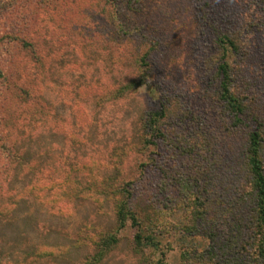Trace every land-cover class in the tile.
<instances>
[{"label": "rangeland", "instance_id": "obj_1", "mask_svg": "<svg viewBox=\"0 0 264 264\" xmlns=\"http://www.w3.org/2000/svg\"><path fill=\"white\" fill-rule=\"evenodd\" d=\"M217 32L240 39L238 126L219 99ZM162 104L164 138L144 144ZM254 128L264 164V0H0V264H82L104 233L116 242L97 264H191L209 240L185 232L178 181L207 171L211 196L242 191ZM120 182L154 246L117 229L104 191Z\"/></svg>", "mask_w": 264, "mask_h": 264}, {"label": "trees", "instance_id": "obj_2", "mask_svg": "<svg viewBox=\"0 0 264 264\" xmlns=\"http://www.w3.org/2000/svg\"><path fill=\"white\" fill-rule=\"evenodd\" d=\"M238 37L235 33L217 32L214 41L217 52L219 99L233 114L236 126L242 121L244 104L232 91L233 75L229 58L239 50ZM147 55L146 52L139 57L141 63L146 61ZM167 116V105L164 104L151 114L147 120L149 136L148 139H144V144H154V139L164 138L163 120ZM188 140L190 146H195L191 138ZM245 145L242 167L247 173L245 183L247 188L244 187L242 191L228 195L229 190L222 189L221 194L211 196V190L202 185L210 182V179L208 181L202 174L207 171L195 172L190 169L186 177L178 181V187L182 192L186 190L188 195L190 194L191 205H187L190 223L183 226L185 232L209 240L203 251L191 250L193 255L189 253L185 256L186 261L191 264H264V164L261 159L262 136L258 128L249 132ZM214 163L213 161L211 165L214 166ZM189 174L202 175L197 177L198 180L190 181L187 177ZM225 190L228 192H223ZM104 192L109 197L116 196L114 215L117 229L123 228L125 223L129 222L134 229L132 243L135 246L140 248L154 246V234L147 231L145 222L134 209L130 183H117ZM187 206L185 205L186 208ZM98 238L96 252L82 264L99 263L116 242L113 233H104ZM155 264H166L162 253Z\"/></svg>", "mask_w": 264, "mask_h": 264}]
</instances>
